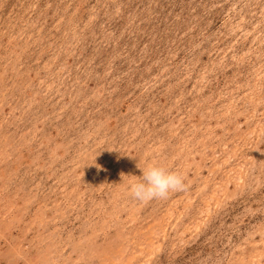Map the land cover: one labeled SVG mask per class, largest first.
<instances>
[{
  "label": "rangeland",
  "instance_id": "rangeland-1",
  "mask_svg": "<svg viewBox=\"0 0 264 264\" xmlns=\"http://www.w3.org/2000/svg\"><path fill=\"white\" fill-rule=\"evenodd\" d=\"M0 264H264V0H0Z\"/></svg>",
  "mask_w": 264,
  "mask_h": 264
},
{
  "label": "clouds",
  "instance_id": "clouds-1",
  "mask_svg": "<svg viewBox=\"0 0 264 264\" xmlns=\"http://www.w3.org/2000/svg\"><path fill=\"white\" fill-rule=\"evenodd\" d=\"M137 167L141 175H131L125 185L127 195L137 202L167 199L169 194L181 191L185 187V176L160 163H151L145 167Z\"/></svg>",
  "mask_w": 264,
  "mask_h": 264
}]
</instances>
